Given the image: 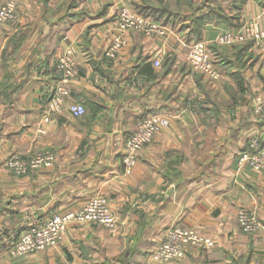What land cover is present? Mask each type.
<instances>
[{
    "label": "crops",
    "instance_id": "1",
    "mask_svg": "<svg viewBox=\"0 0 264 264\" xmlns=\"http://www.w3.org/2000/svg\"><path fill=\"white\" fill-rule=\"evenodd\" d=\"M127 3L169 31L129 30L116 58L106 50L119 0H18L17 18L0 23V264H264V227L246 232L238 222L247 209L264 223V170L238 163L251 137L264 136V119L253 111L254 97H264V49L252 40L216 42L251 20L264 25V0ZM200 39L218 78L187 60ZM68 43L77 48L78 70L66 101L86 111L53 112L45 121ZM150 113L160 114L161 127L127 171L124 142ZM41 150L55 154L52 164L25 175L4 165L12 152L29 158ZM95 195L107 197L118 229L77 222L56 245L9 255L28 226ZM171 225L195 227L215 245L187 244L182 257L155 262Z\"/></svg>",
    "mask_w": 264,
    "mask_h": 264
},
{
    "label": "built area",
    "instance_id": "2",
    "mask_svg": "<svg viewBox=\"0 0 264 264\" xmlns=\"http://www.w3.org/2000/svg\"><path fill=\"white\" fill-rule=\"evenodd\" d=\"M121 2L117 24L113 40L106 50V55L116 58L127 42V34L131 29L141 30L146 35L158 34L165 36L169 27L157 21L151 15L132 8L127 1ZM18 0H6L0 6V23L12 22L17 18ZM254 39L264 47V26L257 21L251 20L243 31L235 32L228 30L216 39L221 45H231L235 42ZM187 60L197 72H202L211 78L220 77V70L214 64L208 51V42L204 39L193 41L189 45ZM156 65L161 64L158 58L154 61ZM57 68L60 78L56 82L54 92L48 101L45 113V121L50 119L53 112L68 110L74 116H81L86 108L83 103H67L69 84L77 74V48L68 43L58 58ZM253 111L257 116L264 119V102L261 96L253 99ZM161 127V116L158 113L145 115L138 122L137 130L127 138L123 146V161L127 171L132 170L137 161L138 151L147 143L151 142ZM45 132V129H42ZM55 154L52 151L36 152L32 157H26L21 152H12L5 160L4 165L17 175H25L31 169L42 165L52 164ZM239 164H248L255 170H264V136L256 134L251 137L246 146L238 155ZM238 221L244 231L254 232L264 227V223L254 211L242 209L238 214ZM77 222L100 223L112 229L119 228V218L111 209L107 197L95 195L86 203L73 211L61 212L49 217L45 222L28 226L14 241L8 249L12 257H23L31 252L45 249L58 244L65 238L70 225ZM187 244L201 245L210 248L215 241L201 234L195 227H183L171 225L167 228L162 242L155 248L151 259L158 263H166L172 259L180 258L185 254ZM250 264H259L251 262Z\"/></svg>",
    "mask_w": 264,
    "mask_h": 264
},
{
    "label": "rangeland",
    "instance_id": "3",
    "mask_svg": "<svg viewBox=\"0 0 264 264\" xmlns=\"http://www.w3.org/2000/svg\"><path fill=\"white\" fill-rule=\"evenodd\" d=\"M262 26H264V25H262ZM255 41V42H258V41H256V40H254V39H249V40H243V41H239V42H235V43H244V42H248V41ZM235 43H233V44H235ZM259 43V42H258ZM261 44V43H260ZM263 47V46H262ZM263 49H264V47H263ZM108 57H110V56H108ZM215 65H216V63H214ZM191 65V64H190ZM216 67L218 68V66L216 65ZM193 68V67H192ZM219 69V68H218ZM202 73V72H201ZM221 73V72H220ZM204 74V73H203ZM207 76V75H206ZM209 77V76H208ZM211 78V77H210ZM257 96H261V95H257ZM255 98V97H254ZM261 99H262V101L264 102V97L263 96H261ZM44 151H46V150H41V151H38V152H44ZM239 222V221H238ZM240 224V223H239ZM241 226V225H240ZM242 228V227H241ZM243 229V228H242ZM244 230V229H243ZM247 232V231H246ZM193 245V244H192ZM201 246V245H200ZM204 248H206V247H204Z\"/></svg>",
    "mask_w": 264,
    "mask_h": 264
},
{
    "label": "trees",
    "instance_id": "4",
    "mask_svg": "<svg viewBox=\"0 0 264 264\" xmlns=\"http://www.w3.org/2000/svg\"><path fill=\"white\" fill-rule=\"evenodd\" d=\"M141 12V11H140ZM143 13V12H142ZM214 61V60H213ZM58 78H60V75H59V77ZM57 82V81H56ZM56 86V84L54 85V87ZM53 87V88H54ZM53 90V89H52ZM52 97V93L50 94V97L48 98L49 100H50V98ZM19 239V237L15 240V241H17Z\"/></svg>",
    "mask_w": 264,
    "mask_h": 264
}]
</instances>
